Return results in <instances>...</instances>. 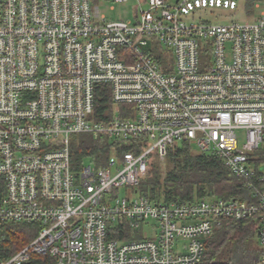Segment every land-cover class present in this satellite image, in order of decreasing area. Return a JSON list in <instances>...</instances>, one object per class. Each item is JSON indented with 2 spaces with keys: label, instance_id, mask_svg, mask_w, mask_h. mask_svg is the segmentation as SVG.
<instances>
[{
  "label": "built area",
  "instance_id": "1",
  "mask_svg": "<svg viewBox=\"0 0 264 264\" xmlns=\"http://www.w3.org/2000/svg\"><path fill=\"white\" fill-rule=\"evenodd\" d=\"M137 2L135 21L108 22L94 0H0V225L40 227L0 264L32 254L53 264H198L216 227L246 217L259 219L264 248L262 2L252 19L228 23L195 14L237 0ZM101 83L129 107L107 121L95 118ZM81 133L140 151L74 171L71 138ZM183 140L219 156L249 197L156 204L139 193L154 155L164 160Z\"/></svg>",
  "mask_w": 264,
  "mask_h": 264
},
{
  "label": "trees",
  "instance_id": "2",
  "mask_svg": "<svg viewBox=\"0 0 264 264\" xmlns=\"http://www.w3.org/2000/svg\"><path fill=\"white\" fill-rule=\"evenodd\" d=\"M247 0L246 12L254 9L255 2ZM249 8V9H248ZM156 58L158 55L153 54ZM129 108L113 102L111 87L107 83L97 85L95 92V118L107 121L118 110ZM140 151L135 141H118L105 134L95 138L92 134H74L71 138V158L74 171L82 169L88 158L104 164L111 154L121 156L124 152ZM264 162V149L258 151ZM165 171L158 157L149 163L148 171L138 186V191L152 203H190L203 197L245 200L249 190L214 153L203 152L189 141H180L169 146L165 157ZM6 190L5 181L0 176V198ZM259 219L256 217L226 219L215 228L206 240L203 258L198 264H259L264 248L258 241ZM39 224L4 221L0 225V261H4L28 245L39 234ZM124 238L122 234L116 235ZM139 233H129L128 237H139ZM50 254H32L24 264H53Z\"/></svg>",
  "mask_w": 264,
  "mask_h": 264
},
{
  "label": "rangeland",
  "instance_id": "3",
  "mask_svg": "<svg viewBox=\"0 0 264 264\" xmlns=\"http://www.w3.org/2000/svg\"><path fill=\"white\" fill-rule=\"evenodd\" d=\"M177 0H168L169 3H175ZM246 1L247 0H237L238 7L236 9L229 8H209L196 12L195 18L210 20L213 22L228 23L230 21L245 22L248 18L252 19L260 9H254L255 14H252V11L246 12ZM259 2V1H257ZM95 5L99 6L101 14H104L108 22L118 21V20H131L135 21L136 10H137V0H128V1H116V0H94ZM256 3V2H255ZM261 3V1H260ZM261 5L264 8V3ZM144 7L147 8V5L144 4ZM249 9V8H248ZM119 113V110H118ZM241 138H243V132H241ZM160 160L162 170L165 171V159ZM94 164L93 158H88L86 164ZM261 170L264 171V162L261 164Z\"/></svg>",
  "mask_w": 264,
  "mask_h": 264
}]
</instances>
